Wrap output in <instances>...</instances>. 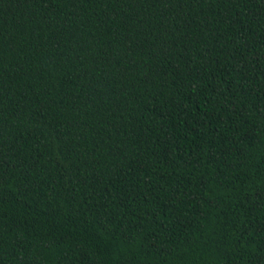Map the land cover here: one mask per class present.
<instances>
[{"label": "trees", "instance_id": "1", "mask_svg": "<svg viewBox=\"0 0 264 264\" xmlns=\"http://www.w3.org/2000/svg\"><path fill=\"white\" fill-rule=\"evenodd\" d=\"M0 264H264V0H0Z\"/></svg>", "mask_w": 264, "mask_h": 264}]
</instances>
